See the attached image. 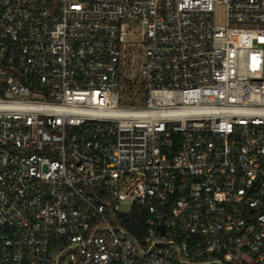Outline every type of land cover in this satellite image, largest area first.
I'll list each match as a JSON object with an SVG mask.
<instances>
[{
  "label": "built area",
  "instance_id": "built-area-1",
  "mask_svg": "<svg viewBox=\"0 0 264 264\" xmlns=\"http://www.w3.org/2000/svg\"><path fill=\"white\" fill-rule=\"evenodd\" d=\"M0 264H264V0H0Z\"/></svg>",
  "mask_w": 264,
  "mask_h": 264
},
{
  "label": "trees",
  "instance_id": "trees-1",
  "mask_svg": "<svg viewBox=\"0 0 264 264\" xmlns=\"http://www.w3.org/2000/svg\"><path fill=\"white\" fill-rule=\"evenodd\" d=\"M146 217H147V214L142 208L135 207L134 211L125 215L123 225L130 232L138 236V233H139L138 230L144 227Z\"/></svg>",
  "mask_w": 264,
  "mask_h": 264
},
{
  "label": "rangeland",
  "instance_id": "rangeland-1",
  "mask_svg": "<svg viewBox=\"0 0 264 264\" xmlns=\"http://www.w3.org/2000/svg\"><path fill=\"white\" fill-rule=\"evenodd\" d=\"M215 21L218 23H225L226 22V15H225V6L223 4H217L215 7ZM134 26L131 27V30ZM126 208V207H124ZM143 242V238H141Z\"/></svg>",
  "mask_w": 264,
  "mask_h": 264
},
{
  "label": "water",
  "instance_id": "water-1",
  "mask_svg": "<svg viewBox=\"0 0 264 264\" xmlns=\"http://www.w3.org/2000/svg\"><path fill=\"white\" fill-rule=\"evenodd\" d=\"M162 228V227H161Z\"/></svg>",
  "mask_w": 264,
  "mask_h": 264
}]
</instances>
